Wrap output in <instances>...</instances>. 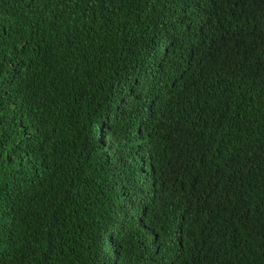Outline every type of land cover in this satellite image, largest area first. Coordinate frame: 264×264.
Listing matches in <instances>:
<instances>
[{"label":"trees","instance_id":"trees-1","mask_svg":"<svg viewBox=\"0 0 264 264\" xmlns=\"http://www.w3.org/2000/svg\"><path fill=\"white\" fill-rule=\"evenodd\" d=\"M0 264H264V0H0Z\"/></svg>","mask_w":264,"mask_h":264}]
</instances>
